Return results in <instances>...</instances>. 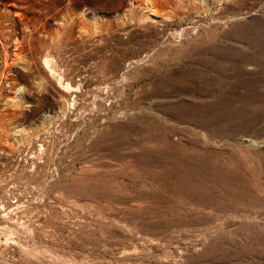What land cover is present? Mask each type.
<instances>
[{
	"label": "rangeland",
	"instance_id": "1",
	"mask_svg": "<svg viewBox=\"0 0 264 264\" xmlns=\"http://www.w3.org/2000/svg\"><path fill=\"white\" fill-rule=\"evenodd\" d=\"M185 1L0 0V264H264V0Z\"/></svg>",
	"mask_w": 264,
	"mask_h": 264
},
{
	"label": "bare ground",
	"instance_id": "2",
	"mask_svg": "<svg viewBox=\"0 0 264 264\" xmlns=\"http://www.w3.org/2000/svg\"><path fill=\"white\" fill-rule=\"evenodd\" d=\"M242 3V2H241ZM181 4H183L182 5V7H181V9H183V10H185V9H189V10H197V9H202L197 3H195V2H190V1H188V2H186L185 0H183V2H181ZM157 5H158V3H157ZM156 5V3H153L152 4V6L154 7V11H155V14L158 16V13L160 12V14L159 15H162V16H164V17H169L170 15L168 14V12H166V10H164L163 9V7L162 8H157V7H159V5L157 6ZM161 6V5H160ZM215 8V7H214ZM162 13V14H161ZM219 28V27H218ZM48 62V61H47Z\"/></svg>",
	"mask_w": 264,
	"mask_h": 264
},
{
	"label": "clouds",
	"instance_id": "3",
	"mask_svg": "<svg viewBox=\"0 0 264 264\" xmlns=\"http://www.w3.org/2000/svg\"><path fill=\"white\" fill-rule=\"evenodd\" d=\"M17 92V98H18V102L19 103H24L23 100L20 98L22 96V94L24 93H29V89L28 87L24 86V85H21L17 88L16 90Z\"/></svg>",
	"mask_w": 264,
	"mask_h": 264
}]
</instances>
